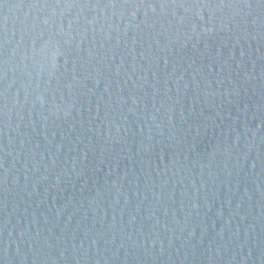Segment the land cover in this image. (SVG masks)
Here are the masks:
<instances>
[{
  "label": "water",
  "instance_id": "obj_1",
  "mask_svg": "<svg viewBox=\"0 0 264 264\" xmlns=\"http://www.w3.org/2000/svg\"><path fill=\"white\" fill-rule=\"evenodd\" d=\"M191 4L0 0V264H264V0Z\"/></svg>",
  "mask_w": 264,
  "mask_h": 264
},
{
  "label": "snow or ice",
  "instance_id": "obj_2",
  "mask_svg": "<svg viewBox=\"0 0 264 264\" xmlns=\"http://www.w3.org/2000/svg\"><path fill=\"white\" fill-rule=\"evenodd\" d=\"M125 2L127 3L128 0H125ZM199 5H203L204 7H211V6L223 7L224 0H219L218 4H212L211 0H192V4L190 6L196 7ZM181 6H183V5H181Z\"/></svg>",
  "mask_w": 264,
  "mask_h": 264
}]
</instances>
